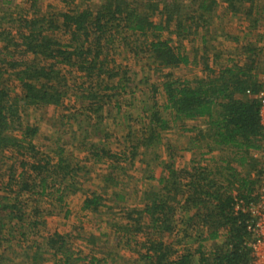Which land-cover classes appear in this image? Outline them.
Returning a JSON list of instances; mask_svg holds the SVG:
<instances>
[{
	"label": "trees",
	"instance_id": "16d2710c",
	"mask_svg": "<svg viewBox=\"0 0 264 264\" xmlns=\"http://www.w3.org/2000/svg\"><path fill=\"white\" fill-rule=\"evenodd\" d=\"M196 1L190 0V4L186 5L179 0H101L94 7H81L80 3H75L70 9L55 15L26 16L15 33L20 43L8 38L9 31L0 29V41H6L5 48L11 44L23 47L22 57L11 56L7 60L20 86L19 94L11 95L7 82H4V71L0 68V154L31 152L29 156L35 157V145L31 139L37 128L22 125L21 107L57 105L62 101L67 94V77L59 65L75 69L81 77L89 79L102 77V81L104 77L113 78L118 72L108 67L107 55L102 54L122 33L135 36L133 41L140 39L139 43L148 57L161 69L188 63L187 55L177 52L171 46L170 39H162L161 32L173 26L177 36L187 37L197 33L201 23L208 27L215 16L212 14L215 0H199L192 10L197 15H189L182 9H188ZM225 1L229 11L237 12L236 0ZM155 15L159 16L156 20ZM195 17L198 20H193ZM57 32L66 35L67 39L62 40L55 35ZM202 39L205 44L207 40L204 36ZM250 54L242 65H226L218 70L208 68L211 71L209 75L193 81L173 78L169 72L164 74L160 85L165 97L163 107L172 112L175 120L203 118L206 131L202 138L208 139L210 149L232 147L235 149L233 152L239 154L241 165L247 168L245 173H241L232 166H224L226 160L220 159L215 170L220 168L227 173L219 180L206 165L176 169L167 164V176L160 181L162 189L146 191L142 208L129 211L124 224V233L129 234V238L146 229H151L158 236L155 239L152 233L145 231L143 257L150 264H245L251 259V248L247 245L252 238L250 215L235 209V198L242 199L245 204L256 200L255 193L263 174L260 161L247 157L250 150L261 147L258 100L254 95L264 81V77L260 78L256 72V55ZM6 55L13 54L7 51ZM4 61L6 59L0 57V62ZM205 65L207 69V63ZM120 85L119 89H122ZM103 88L114 90L116 86L106 85ZM152 89L154 92L158 90L155 86ZM88 94L91 98L97 95L94 92ZM150 121L151 138L156 137L158 130L169 127L168 120L162 118L158 109L152 110ZM15 130H19V135L13 133ZM17 162L21 171L7 177L5 188L12 192L10 186L14 184L17 190L12 201L8 196L0 195V213L6 212L9 221L16 218L22 222L23 213L19 206L22 193H34L37 185L43 193L48 187L47 178L51 173L65 178L76 169L62 158L54 165L49 160L41 164L35 158L32 161L19 159ZM25 173L27 175L24 177ZM98 201L97 196L85 198L82 207L96 210ZM133 214L138 216L133 217ZM143 218H146L145 222ZM177 220L183 225L181 230L184 236L188 235V230L198 228L199 235L203 236L201 240H216L220 234L223 238L220 242L216 241L209 252L198 248L197 259L187 250L173 251L171 243H166L163 238L175 231ZM33 224L35 221L28 222L27 228H32ZM4 225L5 217L0 214V232ZM43 245L47 252L54 257L60 255L64 264H68L71 254L66 247L65 235L52 233L46 237ZM31 247L35 249L30 253L27 247L24 249V255L31 259L27 264H37L41 260L39 245L33 244ZM174 252L176 255L171 258ZM0 264L22 263L10 261L0 253Z\"/></svg>",
	"mask_w": 264,
	"mask_h": 264
},
{
	"label": "rangeland",
	"instance_id": "374dc122",
	"mask_svg": "<svg viewBox=\"0 0 264 264\" xmlns=\"http://www.w3.org/2000/svg\"><path fill=\"white\" fill-rule=\"evenodd\" d=\"M74 1L80 3L81 7L87 5L94 7L101 2V0ZM179 1L186 5L190 4V0ZM198 2L199 0L194 4L191 3L188 9L186 7L182 9L189 15H197V12L193 13L192 10L196 8ZM236 2L237 7H240V2ZM263 2L264 0H255V6L250 13L245 11L249 3L240 7H243L241 10L243 12L234 13L226 9L225 0H215L212 11L215 16L207 30L208 35H215V39L206 42L207 53L204 51L201 54L199 28L197 33H191L187 37L177 36L173 26L163 30L162 39H170L171 46L177 52L194 59L187 65L180 64L168 69L159 68L148 57L145 48L140 45L141 40L133 41L136 37L130 33L118 35L113 44L102 54L107 55L108 67L118 72L111 79L104 77L101 81L102 77L91 79L81 77L75 69L59 65L67 77V94L57 105L21 107L22 125L37 128L31 139L36 153L35 157L29 156L31 152L0 154V195H6L10 201L13 200L17 186L14 184L10 186L12 192L5 188H7V177L15 176L21 171V166L17 162L19 159L32 161L35 158L39 159L41 164L49 160L50 164L54 165L59 158H62L76 170L70 171L65 178L51 173L47 178L48 187L43 193L38 185L34 193H22L19 196V206L23 213L22 222L16 218L9 221L6 212L0 213L5 217L4 228L0 232L2 234L0 253L10 261L27 264L31 259L24 255V249L27 247L30 253L35 247L29 248V246L36 244L39 245L38 252L41 258L37 264H64V259L60 258V255L54 257L43 245L47 236L59 233L66 236V247L71 254L68 264H150L143 257L145 248L142 245L146 237L145 231L152 233L151 229H143L144 232L136 233L129 238V234L124 233V224L128 220L126 214L142 208L146 191L162 189L157 178L145 179L149 170L158 169L156 173L160 178L167 175L166 166L165 169L163 168L167 160H170L168 162H172L170 164L176 169L191 165V163L188 165L187 160L180 155L186 137V134H181L185 133L181 127L188 124L173 120L172 112L163 107L165 97L160 85L165 78L164 74L169 72L171 77L187 81L209 75L210 69L216 70L225 65L223 60L214 65L207 59L208 55H213L215 44L223 45L222 49L225 52L222 53V57H232L233 60L228 63H245L248 57L243 60L239 58V50L234 46H238L239 42L233 41L232 38L240 37V41L245 42L258 37L262 28L264 30L260 20ZM75 3L71 0H0V29L9 31L8 38L20 43L15 33L26 16L55 15L70 9ZM154 17L156 20L159 16ZM195 19L198 20L196 17L193 18ZM193 20L188 22L192 23ZM61 34L57 32L55 35H59L62 40L67 39L66 35ZM5 43L6 41H0V57L6 59L0 62V68L4 71L6 78L4 82H7L9 91L14 96L19 94L20 86L12 68L8 67L7 60H10L11 56L22 57L23 47L20 44H11L5 48ZM7 51L13 55H6ZM261 56L263 57L256 59V68L264 75V55ZM98 82L99 87H97ZM106 85L116 88L104 89ZM118 85L123 86L122 89H119ZM153 86L158 90L154 92ZM89 92L97 95L93 98L88 97ZM154 109H158L162 118L174 124L173 127L158 130L157 138L150 136V126H152L150 113ZM13 133L19 135V130ZM170 144L179 149V153L175 151L172 161L171 156L166 155L173 150V148L170 150L168 146ZM233 150L235 149L232 147L221 148V158L218 160L225 158L224 166H232L245 173L247 166L241 165L238 160L239 154L234 153ZM249 155L247 154V157H250ZM262 157L259 151L252 158L260 161ZM194 162L195 165H199L197 159ZM219 163L217 160H211L207 167L213 170L214 175L220 180L227 171L220 168H218L220 171L218 169L216 171V165L218 166ZM27 169L26 166V171ZM26 175L27 173L24 177ZM93 196L100 198L98 208L84 209L82 201ZM15 212L18 211L15 209ZM142 220L145 222L146 218ZM32 221H35V225L33 224L30 229L27 228L26 224ZM182 228L183 225L177 220L175 231L178 232L174 231L170 236L163 238L166 243H171L173 251L187 250L197 259L198 248L209 252L214 247L208 239L201 240L203 236L199 235L198 228L188 230L187 236H184ZM152 236L155 239L158 237L154 233ZM175 255L174 252L170 257Z\"/></svg>",
	"mask_w": 264,
	"mask_h": 264
},
{
	"label": "crops",
	"instance_id": "0c3cea01",
	"mask_svg": "<svg viewBox=\"0 0 264 264\" xmlns=\"http://www.w3.org/2000/svg\"><path fill=\"white\" fill-rule=\"evenodd\" d=\"M247 3H249L250 5L247 4ZM236 4H237V2H236ZM236 4H235V6H236ZM245 4H247V6H248V8L245 11H248V13H250L252 11L253 6H255V0H243V2L240 3L241 6H245ZM263 4H264V2H263ZM225 6H226V9H228V6L227 5H225ZM240 7H237V9H238L237 11L243 12V11H241L243 9V7L242 8H240ZM261 12H262L261 13L262 15L260 17V20L262 21V26L264 27V7H263ZM255 20L258 21V19H255ZM199 30H200L199 31V40H200V45L202 46V48H201L202 49V53L201 54H203L204 51H205V53H207V51L205 49V48L208 49V47L206 45V42H208L209 40L215 39V35H213V36L212 35H208V31H207L208 27L204 26L203 23L200 24ZM263 34H264V30L262 28L261 33L258 35V37L255 40H248V41L245 40V42H241L240 41L241 40L240 37H233L232 38L233 41H238L239 42L238 46H236V45H234V46H235L236 49L239 50V54L238 55H239V58H241V60L245 59L246 57H250L251 56L250 53H254L256 55L255 60L257 59V57L258 58H262L263 57V56H261V55H264V40H263L264 36H263ZM203 36L207 40V41H205V44H204V41L202 39ZM204 45H206V47H204ZM222 48H223L222 44L219 45V46L215 44L214 45V49H213L215 51H214L213 55L209 56L207 54L208 55V57H207L208 61L210 63H213L214 65H216L217 63H220L219 61L223 60V61H225V65L224 66L231 65L228 62L233 60L232 57H222V53L225 52V50L222 49ZM248 49H251V50H248ZM215 54H217V55L214 56ZM187 58H188V63H186V65L189 64V63H192L193 60H194L192 57H190L188 55H187ZM234 64H236V63H234ZM242 64H244V63L239 62L238 65H242ZM209 66H211V64ZM224 66L218 67L216 70H218V69H220V68H222ZM256 72L258 73V76L260 78L264 77V75L262 73H260V71H258L257 68H256ZM205 76L206 75H204L203 77H205ZM173 120H174V116H173ZM183 121L185 123H187L188 125H184L183 127H181L182 128L181 130L185 131V133H183V132L181 133L179 131V133H181L183 135L186 134L185 143L183 145V148H181L180 153L181 152L182 153L180 155L183 156V158H185L187 160L188 165L190 163H191V165L189 167H182V168L183 169H190L193 165L196 164V162H194L196 159H197V162H199L198 163L199 165H206V166H208V162L211 161V160H214V161L217 160V162H220V160H218L219 158H221L220 149H212L211 150L210 147H209L210 143H209L208 139H206V138L203 139L202 138V134H204V132L206 131V126H205L206 124H205L204 119L203 118H196V119H186V120H183ZM169 126L173 127L174 124L169 122ZM192 131H195L196 133H194ZM168 146L170 147V150H172V148H173L172 151H170V152L168 151L169 153H166V155L171 156L170 159L172 161V159H173L172 157H174L175 151L179 153V149H176L171 144L168 145ZM258 152H259V149H252L247 154L248 155L250 154L249 156L253 157V155L258 153ZM158 156L159 155H156V157H158ZM177 157L179 158V156H177ZM223 159H225V158H223ZM262 160H263V157L260 159L261 166H263L262 165ZM168 161H170V160H167L166 162L164 161L165 162V165L163 167L164 169H165V166L167 164H169V163L172 164V162H168ZM163 168L160 169L161 172L163 171ZM156 171H158V169L157 170H155V169L149 170V172H148L149 174L147 173V175L145 176V179L146 180H149V179L154 180L155 178H157V181L159 183L161 181V179H162V176L160 178H158ZM163 174H164V172H163ZM98 202L100 203V201H98ZM82 203H83V201H82ZM143 203L144 202L142 201V205H143ZM176 232H178V231L176 230ZM222 238H223V235L220 234L216 240H209V241L212 242L213 244H215L216 241L220 242V240H222Z\"/></svg>",
	"mask_w": 264,
	"mask_h": 264
},
{
	"label": "built area",
	"instance_id": "2783aa9c",
	"mask_svg": "<svg viewBox=\"0 0 264 264\" xmlns=\"http://www.w3.org/2000/svg\"><path fill=\"white\" fill-rule=\"evenodd\" d=\"M254 97L258 100V116L262 133L259 151L263 155V174L255 193L256 200L245 204L242 199L235 198V209H241L250 215L249 229L252 238L247 245L251 248V259L245 264H264V81Z\"/></svg>",
	"mask_w": 264,
	"mask_h": 264
}]
</instances>
